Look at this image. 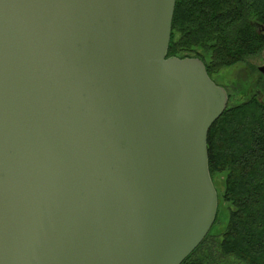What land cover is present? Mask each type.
<instances>
[{"label":"water","instance_id":"obj_1","mask_svg":"<svg viewBox=\"0 0 264 264\" xmlns=\"http://www.w3.org/2000/svg\"><path fill=\"white\" fill-rule=\"evenodd\" d=\"M176 2L0 0V264H182L208 236L230 96L167 57Z\"/></svg>","mask_w":264,"mask_h":264},{"label":"trees","instance_id":"obj_2","mask_svg":"<svg viewBox=\"0 0 264 264\" xmlns=\"http://www.w3.org/2000/svg\"><path fill=\"white\" fill-rule=\"evenodd\" d=\"M263 51L264 0H177L167 57L198 58L212 78ZM257 88L210 130L218 214L182 264H264V82Z\"/></svg>","mask_w":264,"mask_h":264},{"label":"rangeland","instance_id":"obj_3","mask_svg":"<svg viewBox=\"0 0 264 264\" xmlns=\"http://www.w3.org/2000/svg\"><path fill=\"white\" fill-rule=\"evenodd\" d=\"M262 66H264V51L249 58L246 63L222 70L220 73L213 75L212 78L217 85L224 87L233 95V101H236V103L246 101L254 91H258V83L260 81L264 82V77H261L259 71ZM220 190L223 191L222 185H220Z\"/></svg>","mask_w":264,"mask_h":264},{"label":"flooded vegetation","instance_id":"obj_4","mask_svg":"<svg viewBox=\"0 0 264 264\" xmlns=\"http://www.w3.org/2000/svg\"><path fill=\"white\" fill-rule=\"evenodd\" d=\"M229 96H231L230 100H233L234 97H233V95L231 93H229Z\"/></svg>","mask_w":264,"mask_h":264}]
</instances>
